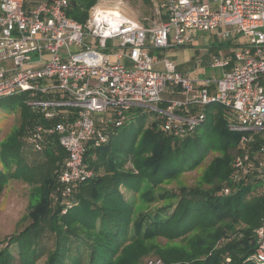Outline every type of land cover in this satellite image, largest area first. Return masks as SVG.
I'll return each instance as SVG.
<instances>
[{"label": "built area", "instance_id": "obj_1", "mask_svg": "<svg viewBox=\"0 0 264 264\" xmlns=\"http://www.w3.org/2000/svg\"><path fill=\"white\" fill-rule=\"evenodd\" d=\"M152 3L158 20H136L119 3L98 1L79 22L68 15L70 0H0V98L22 96L31 112L23 136L28 146L64 150L54 193L63 213L97 174L88 151L106 145L134 114L155 112L161 131L183 141L207 120L210 104L221 105L226 128L240 134L221 193L249 181L264 188V0ZM218 28H225L221 38L242 37L231 55L209 61L220 75L198 79L178 71L167 54L159 62L153 55L193 45L198 32ZM254 235L247 260L264 264V215ZM230 261L226 256L222 264ZM145 264L165 262L154 257Z\"/></svg>", "mask_w": 264, "mask_h": 264}, {"label": "trees", "instance_id": "obj_2", "mask_svg": "<svg viewBox=\"0 0 264 264\" xmlns=\"http://www.w3.org/2000/svg\"><path fill=\"white\" fill-rule=\"evenodd\" d=\"M143 1L152 4V0ZM97 2L98 0H70L68 15L79 22H85L90 7ZM27 109L29 110L26 106ZM206 112L207 120L212 121L210 126H206V131L221 136L218 137L220 141L212 138L211 145L223 152L208 166L210 176L206 180L214 184L210 189L195 186L182 187L179 195L169 190L158 195L151 193V186L198 167L207 152V144L202 141L194 142L193 136L183 141L176 140L161 131L157 120L145 125L146 113H139L135 118L136 122L133 120L119 128L106 145L88 151L86 160L97 174L79 186L76 203L64 214V206L61 200L54 198V193L58 186L57 169L65 152L58 144L41 152L48 156L51 168H48V176L36 191L39 202L37 210L32 213L34 223L21 233L9 237V244L0 251V264L13 263L12 259L15 257L10 250L13 244L19 246L21 263H32L40 253L38 232L46 225L56 235L55 247L45 264H125L118 259L125 250L127 240L149 239L160 233L181 236L200 226L215 229L202 236L193 253L177 264H222L226 256L231 257L229 264H255L247 258L256 248L254 229L261 223L264 215V198L255 204L243 206L241 192L258 186L259 182L241 183L235 191V202L232 194L218 193L220 185L214 183L215 179L229 180L231 161L235 154L234 145L240 134L226 128L221 105L210 104L206 107ZM28 116L7 141L0 144V157L8 168L14 162L17 163L14 171L10 172L8 169L7 172H0V181L8 175L21 172L24 167L22 165L26 161L23 150L31 148L23 140L31 112ZM232 133L235 134L234 138L226 137ZM215 142H218L217 145ZM128 161L134 167L129 171L124 169ZM146 184L149 188L143 194L148 199L160 201L176 198V201L162 206L154 213L140 214L133 219L135 205L124 197L121 186L141 192ZM2 189L0 183V191ZM239 220L246 222L242 229L234 232L235 237L217 246L219 239L227 237ZM132 228L134 233L131 232ZM201 256L204 258H200ZM139 259L127 264H138ZM162 259L165 263L176 264L175 258L163 255Z\"/></svg>", "mask_w": 264, "mask_h": 264}, {"label": "rangeland", "instance_id": "obj_3", "mask_svg": "<svg viewBox=\"0 0 264 264\" xmlns=\"http://www.w3.org/2000/svg\"><path fill=\"white\" fill-rule=\"evenodd\" d=\"M39 1L42 0H26L28 5ZM98 1H100V3L106 7L119 3L123 12L127 16L136 20H142L144 16L148 15H151V19L153 21L158 20L159 18L158 16L154 17L153 15V3L147 4L143 0H123L122 2H120V0ZM191 49H196L200 53L204 51L202 46ZM199 59L204 60L203 56H201ZM213 71L216 72V74H219L218 72H220L219 69L214 68ZM213 71L208 68V75ZM29 114L30 111L28 109L26 110L22 96L16 95L0 98V144L7 141L8 137L21 126L25 118L28 119ZM148 114L150 115H147L146 122H144L145 125L148 124L150 120L149 118H151V120H156L154 118L156 116L155 112ZM133 120L135 121L136 119ZM211 124L212 121L210 119L207 120L206 123L202 124L197 129L196 133L192 137L194 142L200 143L202 141L204 144H207V152L201 164L195 169L186 170L174 177L166 178L159 185L151 186L149 189L151 190V193L158 195L160 192L169 190L170 192L179 195L182 187L199 186L205 189H210L214 186L212 182H208L206 180L208 179V176H210L208 166L216 156L222 155L223 152L217 147L211 145L212 138L220 141L218 140V137H221L217 133L211 134L210 132L206 131V126H210ZM234 135L235 134L232 133L226 137L232 139L234 138ZM217 143L218 142H215L216 145ZM233 144L234 143H230V145ZM236 145L237 143L234 145L235 148ZM23 155L26 162L22 165L24 167L21 169V172H17L13 176L8 175L5 179L0 181L3 187V189L0 191V251H2L9 244L10 236L21 233L29 225L34 223V217H32V213L37 210L36 206L39 202V194H37L36 191L48 176V171L51 168L48 156L45 154L37 153L31 148H24ZM14 163L15 164L12 167L8 168L7 164L3 162L0 157V172H7L9 171L8 169H10V172L14 171L17 169V163ZM124 169L129 171L134 169V167L132 163L128 161L125 164ZM214 183L220 185L218 193H221L222 188L229 182L226 179L223 181L215 179ZM148 188L149 185L146 184L141 192H134L126 189L124 186H121V192L123 193L124 197L130 202L133 201L135 205L133 219H136L140 214L154 213L162 206L169 205L176 201V198H167L160 201L148 199V197L143 194ZM238 188L239 187L236 189ZM232 189L235 191V187H232ZM241 193V203L243 206L249 203L255 204V202L264 198V188L261 183H259L258 186H252L250 189H245ZM231 196H233L232 200L235 202V199L237 200L236 192L232 193ZM245 223V220H239L237 225L238 227L235 226L233 230L229 232L228 236L230 237L234 232H239ZM214 229L215 227L200 226L192 228L190 231H188V233L181 236H172L169 234L160 233L158 236H154L149 239L127 240L128 243L118 261L127 264L140 258L138 264H145L150 258H162L163 255H165L170 258H175L177 264L182 261V258L193 253L196 243L202 236L212 232ZM132 230L131 232L134 233L133 228ZM55 235L56 232L52 231L49 225L44 226V228L38 232L40 239V253L35 256L34 261L30 264L46 263L47 257L55 247ZM227 237L222 236L219 239L217 246H220V242H223L222 244H224L225 242L229 241L227 240ZM10 250L15 257L12 259V264H22L21 260L19 259V246L17 244H13L10 246ZM200 258H204V256H201Z\"/></svg>", "mask_w": 264, "mask_h": 264}, {"label": "crops", "instance_id": "obj_4", "mask_svg": "<svg viewBox=\"0 0 264 264\" xmlns=\"http://www.w3.org/2000/svg\"><path fill=\"white\" fill-rule=\"evenodd\" d=\"M231 29L230 26L226 27ZM225 28H218L211 31H200L197 34L196 43L190 46H176L169 49H155L153 50V55L158 62L160 59L167 54L171 59L176 62L177 70L183 74H189L198 79L210 78L214 75H220L221 69H219V74L213 71V67L210 66L209 62L213 56H229L234 50L235 46L240 43L242 37H233L231 39H224L219 36L221 30ZM202 46L204 51L198 52L196 48ZM203 56V59H199ZM126 63H130L126 61ZM160 66V63H157ZM210 68L213 72L208 75L207 69ZM167 96V95H166ZM150 115V114H147ZM138 114H134L133 117L136 118ZM155 118V117H154ZM150 119V120H149ZM149 122H152L149 118ZM32 149V148H31Z\"/></svg>", "mask_w": 264, "mask_h": 264}]
</instances>
